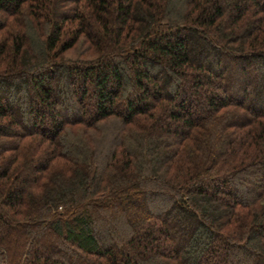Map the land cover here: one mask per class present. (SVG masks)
<instances>
[{"label":"trees","instance_id":"1","mask_svg":"<svg viewBox=\"0 0 264 264\" xmlns=\"http://www.w3.org/2000/svg\"><path fill=\"white\" fill-rule=\"evenodd\" d=\"M0 264H264V0H0Z\"/></svg>","mask_w":264,"mask_h":264},{"label":"rangeland","instance_id":"2","mask_svg":"<svg viewBox=\"0 0 264 264\" xmlns=\"http://www.w3.org/2000/svg\"><path fill=\"white\" fill-rule=\"evenodd\" d=\"M16 107V106H15Z\"/></svg>","mask_w":264,"mask_h":264}]
</instances>
